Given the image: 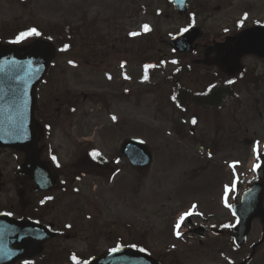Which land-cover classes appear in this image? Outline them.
Here are the masks:
<instances>
[{
	"label": "rangeland",
	"instance_id": "obj_1",
	"mask_svg": "<svg viewBox=\"0 0 264 264\" xmlns=\"http://www.w3.org/2000/svg\"><path fill=\"white\" fill-rule=\"evenodd\" d=\"M160 2L0 0V43H27L35 34L18 39L20 33L35 28L56 46L50 80L38 102L43 113L60 120L50 140L63 158L60 172L67 180L66 196L45 211L46 221L63 226V233L49 239L31 260L14 264H80L89 254L118 243L146 246L154 253L171 240L178 242L184 264H240L243 259V264H263L264 242L255 252L251 245L260 236L261 219L251 220L240 249L234 247L231 228L232 204L258 161L254 147L260 143L258 151L264 150V58L248 56L246 71L238 74L258 76L254 83H227L230 93L236 89L240 95L226 99L223 94L216 104L190 103L187 111L177 110L168 99L172 76L190 95L192 88L201 89L217 75L225 79L227 73L207 62L199 47L191 53L169 51L164 29L183 20L156 19L151 8ZM206 39L210 43L212 37ZM146 60L159 65L144 72ZM65 92L77 109L65 116L67 124L72 118L70 127L63 122ZM80 133L94 134L89 139L94 149L110 159L116 156V163L87 161L86 139L76 137ZM127 134L139 135L152 146L147 169L140 171L117 156ZM60 210L65 214H58ZM184 211L222 230L205 234L201 241L179 232L176 218Z\"/></svg>",
	"mask_w": 264,
	"mask_h": 264
},
{
	"label": "flooded vegetation",
	"instance_id": "obj_2",
	"mask_svg": "<svg viewBox=\"0 0 264 264\" xmlns=\"http://www.w3.org/2000/svg\"><path fill=\"white\" fill-rule=\"evenodd\" d=\"M145 7L144 12H147L148 7L146 4ZM151 12H153L156 19L164 17L171 19L181 18L183 20L175 28L164 29L166 32L165 36H173L177 31L187 27H196L199 33L193 41V48L185 52H194L199 47L201 50H204L207 62H214L227 74L237 72L238 69H235L238 66L242 67V71L245 67L247 69L245 60L248 56L256 59L264 58V54L261 55L251 50L247 51L249 49H246V47L241 49L245 51L240 55H237V57L234 55L235 49L238 48L236 38L242 37L245 31L260 28L261 34L264 35V0H161L160 5L158 3L153 5ZM209 37H212L210 43L206 39ZM254 73L257 72L254 70ZM261 78L264 79V77ZM258 79V76H248L245 78L242 76H229L225 78L229 82L244 81L249 84L254 83ZM172 87L173 84L171 85ZM236 93L227 94V96L234 97L240 95V93L238 95ZM201 95L208 101L219 100L222 97L220 91H212L210 88ZM64 96L63 102L67 110L64 112L63 118L65 125V116L75 115L77 109L75 104L66 98V92ZM41 107H43L42 102H39L35 110L36 124L39 127V152L44 161L58 175L57 182L53 186L46 187L44 181L37 182L32 177L26 176L27 174H19L18 167L23 160L22 152L7 147H0V213L4 212L16 218H34L48 223L50 227L55 229L56 235H59L63 233L60 230L63 226H57L54 221H46L45 211L52 206L50 204H53L56 198L60 200L62 196L65 197L67 191V180L64 179V174L60 172V169L64 165L61 161L63 158L60 157L50 140L52 132L60 120L56 116L43 113ZM70 126H73L72 118L67 124V127ZM80 134H77L76 137H82V133ZM87 159L89 157H86ZM46 179H48L47 176ZM256 179L257 177L254 178V180ZM72 190L78 191L76 188ZM59 213L60 215L65 214L61 210ZM256 216L262 221L261 215ZM202 217L204 216H200L199 218ZM194 218L196 217L192 214L186 216V220L183 223L187 228L184 233L198 235V228L202 230L204 235L207 233L213 235L220 233V228L212 226L209 222L204 221V219L198 221ZM202 237L199 236L198 240L201 241ZM262 242L256 239L252 243L254 252L260 247ZM178 247V242L171 240L169 243L164 242L162 246L152 253L158 259L159 264H167L166 261H169L170 264H184L181 260V253L178 252ZM245 262L246 259H243L240 264Z\"/></svg>",
	"mask_w": 264,
	"mask_h": 264
},
{
	"label": "water",
	"instance_id": "obj_3",
	"mask_svg": "<svg viewBox=\"0 0 264 264\" xmlns=\"http://www.w3.org/2000/svg\"><path fill=\"white\" fill-rule=\"evenodd\" d=\"M180 34L172 39V43L175 48L186 49L197 31L192 28ZM236 40V57L245 51L241 50L243 47L249 49L247 51L264 54V35L260 28L247 30ZM25 50L20 53V47L15 44H0V145L24 150V162L18 172L30 175L39 182L46 174L42 166H47L39 160L33 111L36 85L45 73L54 48L51 42L36 38L26 45ZM119 154L126 155L132 165L140 170L148 167L152 161L150 146L137 138H125ZM257 171L260 177L264 175L262 163ZM47 174L50 176L49 171ZM263 191L264 183H253L243 191L240 202L234 205V212L238 216L234 226L236 242L245 238L254 214L264 216L261 203ZM53 234L54 231L43 223L0 214V262H12L22 256L33 255L39 249L40 242ZM112 249L94 255L87 264H157L147 251L128 246L116 247L114 252Z\"/></svg>",
	"mask_w": 264,
	"mask_h": 264
},
{
	"label": "snow or ice",
	"instance_id": "obj_4",
	"mask_svg": "<svg viewBox=\"0 0 264 264\" xmlns=\"http://www.w3.org/2000/svg\"><path fill=\"white\" fill-rule=\"evenodd\" d=\"M143 27L145 28V30H147V28H148L147 25H144ZM33 34H35V35H38V34H39V33L36 31L35 28L29 29L27 32H22V33H20V37H18V39L21 38V37H24V36H26V35H33ZM131 34H132V35H136V33H131ZM65 47H67V45H65ZM192 122H193V123H196L195 120H193ZM254 151H255V148H254ZM93 155H96V153H93ZM254 167H256V166H254ZM185 215H187V214H185ZM181 219H183V217H181ZM178 226H179V225H177V227H178ZM177 234H179V233H177ZM112 251L114 252V251H116V249L114 248V249H112ZM73 259L75 260L76 257L74 256ZM85 264H86V262H85Z\"/></svg>",
	"mask_w": 264,
	"mask_h": 264
}]
</instances>
